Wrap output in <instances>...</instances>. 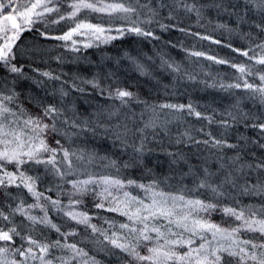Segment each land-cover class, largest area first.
<instances>
[{
    "label": "snow or ice",
    "instance_id": "1",
    "mask_svg": "<svg viewBox=\"0 0 264 264\" xmlns=\"http://www.w3.org/2000/svg\"><path fill=\"white\" fill-rule=\"evenodd\" d=\"M14 4L15 0H0V70L5 73L0 78V264H105L97 258L100 253L115 257L118 264H264V39L256 43L253 38V33L264 36V0H70L66 14L61 13L63 0ZM164 11L166 16L161 15ZM212 12L218 18L227 17L233 25L217 22V28L229 32L245 26L249 29L246 35L254 46L232 51L251 64L231 63L200 51L190 55L236 69L240 73L236 82L220 88L243 89L262 111H245L240 99L223 112L213 110L211 114L198 111L192 103H149L128 88L102 87L96 77L81 83L112 103L93 113L87 109L80 112L67 100V81L45 96L27 97L35 111L25 105L17 90L18 81L28 78L23 66L16 63L17 41L50 14H58L54 24L73 22L67 32L51 38L71 42V51L76 52L80 49L74 36L87 37L85 48L92 47L94 41L110 43L126 34L159 39L151 25L188 33L162 20L189 15L199 23ZM88 13L109 20L115 17L125 24L116 28L94 24ZM191 35L220 43L211 36ZM124 55L141 75L151 74L137 57ZM160 59L162 69L180 73V65L163 56ZM40 75L61 80L50 72ZM33 82L37 87L44 85V81ZM70 89L86 91L75 82ZM134 105H142L139 113L133 110ZM185 114L206 121L208 126L215 124L222 132L216 136L201 127L196 131L203 139H196L188 130L179 133L170 143L203 145L208 155L192 163L182 148L162 149L169 157L170 174L158 175L148 165L146 158L154 151L148 145L161 133L169 135L168 126ZM240 126L255 135L239 133L235 142L229 140V131L239 132ZM89 134L111 139L114 146L119 145L120 155L113 158L100 155L95 148L89 151L72 146ZM94 167L110 171L98 172ZM129 169L139 170L140 178L126 175ZM177 176L180 187L166 191ZM50 178L53 186L41 191L40 185L49 183ZM186 178H191L190 187L182 183ZM53 191L55 198L46 194ZM26 196L32 198L31 203ZM88 197L95 209L115 213L123 221L105 218L108 227H98L86 210ZM50 212L60 215L61 223L54 222ZM217 212L222 214L220 223L211 219ZM76 226H83L84 232ZM52 231L55 239L49 236ZM79 236L83 239H75ZM86 241L96 247L86 250Z\"/></svg>",
    "mask_w": 264,
    "mask_h": 264
},
{
    "label": "trees",
    "instance_id": "2",
    "mask_svg": "<svg viewBox=\"0 0 264 264\" xmlns=\"http://www.w3.org/2000/svg\"><path fill=\"white\" fill-rule=\"evenodd\" d=\"M32 2V0H29ZM70 0H63V3H68ZM166 16L167 12L161 13ZM84 15H81L83 18ZM89 22L94 24H103L112 28L120 27L125 24L124 21L115 17L109 20L106 16L89 13L87 15ZM58 19V15H52L47 23L38 22L34 24L31 30H26L21 34L20 40L17 42L28 41L30 39L37 40L38 53L29 55L24 52L18 53L16 63L18 66H23L25 76L17 83V90L21 92V99L27 107L35 111L32 104L28 102L29 96H45L46 92H52L58 89L60 85L67 81L65 88L70 91V96L67 98L76 105L80 112L87 109L88 113H93L99 110V106L107 107L112 101L106 100L98 91L93 90L90 85L82 84L83 80H91L94 77L98 78L102 87L111 85L128 88L136 92L141 100L149 103H192L197 107L198 111L205 114H211L213 110L217 113L223 112L225 109L233 105L237 99L242 101L241 107L247 111H262L258 104L248 99L247 93L243 89L224 90L220 88L221 84L236 82V78L240 73L232 68L229 64H217L205 57H196L190 55L191 52L200 51L206 55L216 56L217 58L225 59L236 64H251L248 59L237 52L232 51V48L247 50L249 46H254L252 40L248 38L246 33L249 29L245 26L240 31L229 32L225 29L216 27L217 22L229 23L233 26L227 17H216L215 12H212L208 18L202 19L197 23L194 16L179 15L175 20H162L166 24H175L178 27L185 28L188 33H182L178 28L170 27L168 30H162L157 24L151 25L152 30L159 39H145L136 37L135 35H125L122 38L111 41L110 43L93 42L92 47L80 49L79 51H71L66 44H61L59 40L51 37L59 36L60 32L67 30V26L73 23L70 20L61 21L60 23H52V20ZM211 20V23H209ZM44 33L45 35H41ZM191 33H200L201 35L211 36L212 40H219L220 43H213L211 40H202L198 36ZM116 35L115 32L111 33ZM253 38L256 43H259L262 37H256L253 33ZM33 44V43H32ZM231 45L232 47H228ZM125 53H129L133 57H137L150 71V75H141L132 63L125 57ZM252 53H250L251 55ZM161 56L164 59L174 64L180 65L181 71L177 75L169 70L160 67ZM149 57L151 59H149ZM261 67V66H257ZM42 72H50L53 75L61 77L60 81L48 80L40 75ZM5 73L0 74L2 78ZM191 76L194 79H189ZM252 82L253 78L248 77ZM33 81H44L43 87H37ZM80 84L86 91L79 93L71 91V83ZM259 83L258 80L255 81ZM51 100L52 97L48 96ZM58 99V97H57ZM142 105H134L133 110L139 113ZM167 111V110H166ZM220 117L217 116V119ZM169 135L160 134L155 141L149 143V148L154 149L147 159L149 167L153 168L158 175L165 176L170 174L169 157L162 149L168 151H176L177 148H182L188 154L192 163H199L197 158H203L208 155L207 150L203 145H175L170 143L174 141L179 133L188 130L196 139H203L202 133L196 131L201 127L205 128L206 132H212L219 136L222 132L215 124L208 126L206 121L197 120L195 117L184 118L179 121H173L169 126ZM239 133H244L248 136H254L255 133L250 129L239 127V132L229 131L227 138L235 142V137ZM67 146V145H66ZM73 147L92 150L95 148L100 155H113L116 158L120 155L119 145H113L111 139H105L101 135H87L78 139ZM227 151V150H226ZM257 151H259L257 149ZM231 155V152H228ZM95 171L106 172L100 167H94ZM187 170L186 168L184 169ZM126 175H131L133 178H140L139 170L129 169ZM146 182V181H145ZM53 181L40 185V190L53 186ZM182 183L191 186V178H186ZM172 187L165 188L166 191H174L180 187L181 180L179 176L170 181ZM15 194L16 190L12 189ZM47 195L56 197L55 191L46 193ZM29 203L32 202L30 196H26ZM203 198V197H202ZM65 202V198L62 197ZM244 203H248L247 197L243 198ZM86 210L90 215H93V223L98 227L107 228L108 225L104 222L105 218L123 221V217L115 213H107L102 210L95 209L91 197L86 198ZM38 212V210H36ZM54 212H50L52 216ZM62 217L57 219L56 223H61ZM211 219L214 222L220 223L222 214L213 213ZM81 233L84 232L83 226H76ZM64 230H67L65 228ZM52 239L56 238L54 231L49 232ZM75 239H83V236ZM87 249H94L96 245L86 241ZM98 259H103L105 264H118L115 257H105L103 253L97 256Z\"/></svg>",
    "mask_w": 264,
    "mask_h": 264
},
{
    "label": "rangeland",
    "instance_id": "3",
    "mask_svg": "<svg viewBox=\"0 0 264 264\" xmlns=\"http://www.w3.org/2000/svg\"><path fill=\"white\" fill-rule=\"evenodd\" d=\"M4 2L5 3H7V0H4ZM70 2V1H69ZM68 2V3H69ZM21 3H31V1H29V0H15V4H21ZM68 3H63V6H62V8H61V13L62 14H66L67 13V11H69V9L67 8V4ZM15 4L13 5V6H15ZM52 15H55V13H53V14H50L45 20H43V21H41L42 23H47V20H49L50 18H51V16ZM56 15H58V14H56ZM81 15H84V14H81ZM87 15H89V13L87 14ZM72 26H74V24L73 23H71L69 26H67V30H65V31H63V32H60V35H62V34H64L65 32H67ZM74 39H76L77 41H78V44H77V47H79V49H84L85 47H83V44L84 43H86V42H88V39H87V37H85V36H74L73 37ZM94 42H99V41H94ZM33 43V44H32ZM60 43L61 44H66V45H68L69 46V48H71V42H64V41H60ZM17 45H18V49H19V52L21 53H25V54H27V56H29V55H35V54H37L38 53V48L40 47V46H38L37 45V40H32V39H30V40H28V41H23V42H17ZM18 52V53H19ZM1 73H4L2 70H0V74ZM54 182V181H53ZM65 198V203L67 202V199H66V197H64ZM59 217H61L60 215H58V214H56L55 212H54V214L52 215V218H53V221L54 222H57V219L59 218Z\"/></svg>",
    "mask_w": 264,
    "mask_h": 264
}]
</instances>
